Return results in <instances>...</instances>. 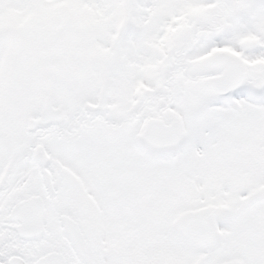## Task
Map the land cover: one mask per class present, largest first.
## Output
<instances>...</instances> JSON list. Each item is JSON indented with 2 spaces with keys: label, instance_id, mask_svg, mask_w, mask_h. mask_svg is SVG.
I'll list each match as a JSON object with an SVG mask.
<instances>
[{
  "label": "snow or ice",
  "instance_id": "obj_1",
  "mask_svg": "<svg viewBox=\"0 0 264 264\" xmlns=\"http://www.w3.org/2000/svg\"><path fill=\"white\" fill-rule=\"evenodd\" d=\"M0 264H264V0H0Z\"/></svg>",
  "mask_w": 264,
  "mask_h": 264
}]
</instances>
